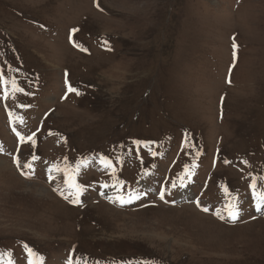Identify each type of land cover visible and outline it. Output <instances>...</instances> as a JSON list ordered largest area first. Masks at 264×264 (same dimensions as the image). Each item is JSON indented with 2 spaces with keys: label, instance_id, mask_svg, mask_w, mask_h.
<instances>
[{
  "label": "rangeland",
  "instance_id": "1",
  "mask_svg": "<svg viewBox=\"0 0 264 264\" xmlns=\"http://www.w3.org/2000/svg\"><path fill=\"white\" fill-rule=\"evenodd\" d=\"M0 73V264H264V0H0Z\"/></svg>",
  "mask_w": 264,
  "mask_h": 264
},
{
  "label": "snow or ice",
  "instance_id": "2",
  "mask_svg": "<svg viewBox=\"0 0 264 264\" xmlns=\"http://www.w3.org/2000/svg\"><path fill=\"white\" fill-rule=\"evenodd\" d=\"M97 7H99V4H97ZM72 31L73 32H76L78 30L77 29H72ZM105 43H107V42H105ZM77 47H81V49L83 51H87V49L86 48H83L82 45H77ZM232 47H233V49H236L237 48V45L235 44V42L233 43ZM233 55L235 56V52L233 53ZM0 83H4V84H7L8 83V81L6 79H4L2 73H0ZM65 83H66V85L68 87V92L69 93L74 92L77 95H82V93L77 88H74V87L71 86V84L67 81V79H66ZM12 85L15 88L16 91H23V89L20 88L16 84V82L14 80L12 81ZM6 95H7V93H6ZM66 97H67V93L65 94V98ZM20 121L23 122V118H20ZM17 135L19 136L20 134L17 133ZM34 136H35V133H33L32 136L27 137V139L28 140H33V137ZM21 139L23 140L24 137H21ZM136 143H140V142L137 141ZM33 159H37V157L34 156ZM225 162L227 163V161H225ZM16 163H17V166L18 167H25V168H31L32 167V165H31L30 162L27 163V164L21 165L20 162H19V160H17ZM69 186L70 187H75L76 189H78V191L76 192V198L73 199L71 202L72 203H80L79 194H80L81 191H83L84 186L83 185H69ZM106 186L107 185H105V187ZM172 187H176L175 182L172 183ZM250 187L254 190L253 191V196L256 198V205H255L256 210L257 211H264V191H262V192L255 191V189H256V182H255V180H253V183L250 185ZM160 195H161V199H163V196H164V191L163 190L161 191ZM65 198H67V197H65ZM116 199L119 200V202L121 204L129 202V201H126L122 196H117ZM204 211H208V209L205 208ZM239 211L240 210H239L238 207L233 206V208L229 211L228 215L233 220H235L239 216ZM221 218L223 219V217H221ZM29 254H30V256L32 255V250L31 249H29ZM29 264H32V261L31 260H30ZM67 264H71V260L69 262H67Z\"/></svg>",
  "mask_w": 264,
  "mask_h": 264
},
{
  "label": "bare ground",
  "instance_id": "3",
  "mask_svg": "<svg viewBox=\"0 0 264 264\" xmlns=\"http://www.w3.org/2000/svg\"><path fill=\"white\" fill-rule=\"evenodd\" d=\"M112 6V5H110ZM55 142V141H54ZM27 188V186H26ZM28 188L30 189V193H32L33 195H37V196H43L46 195L48 193L47 189H45L44 187H35V186H28ZM50 194V193H49ZM47 196V195H46ZM47 200V199H46ZM44 205V204H43ZM94 205V204H93ZM99 207V206H98ZM101 207V206H100ZM45 208V207H44ZM96 208V207H95ZM168 212V211H167ZM196 216V215H195ZM187 217V216H186ZM177 219V218H176ZM186 220V219H185ZM188 222V221H187Z\"/></svg>",
  "mask_w": 264,
  "mask_h": 264
}]
</instances>
